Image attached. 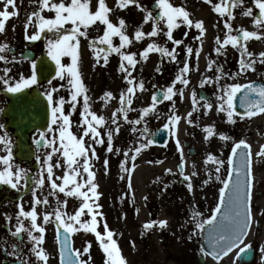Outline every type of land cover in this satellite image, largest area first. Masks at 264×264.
<instances>
[{
    "label": "snow or ice",
    "instance_id": "6c2138e0",
    "mask_svg": "<svg viewBox=\"0 0 264 264\" xmlns=\"http://www.w3.org/2000/svg\"><path fill=\"white\" fill-rule=\"evenodd\" d=\"M29 2L37 7L27 16L24 24V39L29 42H37L43 37L46 40L47 56L55 63V75L47 81L49 88L44 92L46 107L50 109V123L39 131V138L35 139L38 148L49 151L45 153L46 159H42L39 155L36 156L41 169L39 176L32 178L31 209L25 210L23 203L18 204L19 212L16 217L15 231H9L13 237L21 238V240L20 243L12 245L10 255L17 258L18 264H34L30 258H24L25 253L21 248L22 237L27 234L32 245L29 249L32 256L41 264H49L50 254L44 246L45 225L54 218L56 239L59 240L60 244L59 264H94L90 251L92 248L91 241H86V246L82 250L72 246L71 235L81 230L94 234L104 254L103 264H129L118 240L114 238L117 235L115 231L109 227L106 219L98 220V216L104 217V213L97 211L103 206L99 203L102 193L99 191L97 173L94 170V162L100 160L96 146L106 145L107 153L122 155L124 159L120 164V169L123 172L127 173L134 170V163L131 169L127 166L129 159L135 162L143 150L157 143L155 139L150 138V136L154 137L156 133L150 132L147 123L148 117L156 114V118L159 119L158 104L164 101L173 102L172 108L174 110V98L177 95L181 98L184 96V90L178 89L177 84L187 87L190 83L186 75L191 71L187 58L192 57L194 49L190 44L185 45L187 58L183 62V67L169 86L162 90V93L152 95L151 104L143 107L135 120L129 118V113L136 111L132 107L133 98L137 90L141 92L145 90V82L143 80L137 81L132 75L140 62L137 59L138 53L125 49L131 46L134 41L139 42L145 38L163 36L167 42L174 45L171 49L166 44L161 45L152 40L139 52V56L146 62L150 53L159 52L161 56H167L171 61L179 63L177 49L185 44V40L176 39L174 30L179 29L181 25H185L189 29H197L199 35L195 36L194 39L201 42L202 50V37L207 31L204 21L193 19L192 14L185 6H177L173 0H154V7L151 10L145 7L141 0H117L115 8L110 7L107 0H95V3L93 0H29ZM206 2L213 6V10L220 17H226L223 24L227 32L223 38L215 37L218 45L214 49L215 53L217 56H224L227 54V47L231 45L232 48L238 50L239 60L238 71L235 74L227 72L222 64H217L216 60H211L207 65L208 70L215 69L219 75L206 76L201 80L200 85L201 87L207 84L217 86V103L214 105L212 101L202 97L201 99H205L207 102L200 107L205 109L204 115H208L215 108L217 113L225 115L227 123L235 125L238 120L243 121L264 114V77L259 81L249 80L247 83H221L230 75L239 77L249 71L255 72L257 64L264 65V51L257 54L249 50L248 47L249 41L264 39V0H252L258 14H254L253 7L247 6V0H220L217 3H213V0H206ZM130 5H135L145 13L142 24L136 26L132 36L127 34V23L123 17L119 18L118 24L110 18L115 14L116 9H127ZM237 8H242L241 14L243 16L252 18L251 22L257 30H248L243 26L237 29L233 28L232 21L236 19L234 10ZM45 11L52 12L54 15L46 16ZM19 14L20 9L17 6V0H4V7L0 10V34L6 33L7 22ZM150 22L151 30L145 31L143 25ZM99 26H103V34L90 37V30ZM32 27L36 30L29 33V29ZM13 30H15V25ZM234 31L235 34H233ZM184 36L187 37L188 32H185ZM114 37L119 38V44L114 43ZM81 38L90 39V48L94 53L96 65L101 64L102 61L103 65L107 66L110 55L115 53L121 60L120 71L126 73L124 79L129 86L121 92L119 96L120 107L112 113L111 125H115L114 128L109 126L108 118L92 110L80 66ZM195 55L199 58L200 51H196ZM65 57L70 58L71 62L64 63ZM25 59L28 57L21 53L19 60ZM0 62H4L6 65L0 68V73H2L0 74V88L6 94L22 95L25 90L31 89L34 85H39L38 65L35 58L30 61L29 75L13 73L11 65L18 63V58L13 53L10 42H0ZM156 71L161 72V69L157 67ZM56 79L65 83L58 87L53 86V80ZM63 88H67L70 93L68 99L63 95L58 97L56 95ZM192 96L193 108L187 113L186 119L190 125L196 126V121L193 119V113L197 111L195 91H193ZM81 97L80 120L75 123V127L79 129V133H77L73 131V115L77 112V105L81 102ZM102 98L115 97L111 91H107ZM66 106L70 109L69 111H66ZM238 108L243 111H238ZM2 111L4 110L0 109V112ZM120 114H122L123 121L131 126V133L138 134L135 139V146L128 147L127 150L115 147V138L121 132ZM182 119L179 114L173 111V114L167 117V122L163 125V128L175 137L177 151L180 154L178 167L181 170L185 169L188 163L178 135L179 123ZM139 125L142 127H136ZM4 128L5 125L0 123V129ZM202 130L205 133V140H210L216 136L225 142L233 139L225 132L218 131L215 124L206 125ZM0 146L6 153L0 155V164L3 165L0 168V185L9 186L10 189L18 192L27 189L29 187V170L13 163V140L6 131L0 134ZM130 153L131 155H129ZM57 154L60 155L61 159L54 160ZM257 160L264 161V145L258 151L253 152L252 145L245 139H240L231 145L230 155L227 159H222L211 152L204 159V165L213 166L214 172L213 167L207 168V177L202 180L201 187L207 186L213 181H219L222 187H219L218 202L206 218L198 208L192 209L190 216L186 218L187 225H191L187 239L192 241L198 237H203V241L198 246L199 251L202 256L211 257L216 264H219L234 249L239 248L238 259L240 253L251 250L252 244H246L245 240L250 234H253L254 229L261 227L260 219L257 217L264 218V209L257 210L254 205L256 195L254 163ZM157 162L162 163L163 161ZM103 167L107 175L109 172V159L107 157L103 160ZM225 167L226 178H222L221 170ZM58 168L65 169L62 175H56L55 169ZM192 168L193 171L190 174L181 171L180 175L186 183L188 192L194 196L193 178L198 177L200 173L195 170V162L192 163ZM166 172L172 174V169H166ZM120 179H124V177L121 176ZM128 180L129 187H131V178L129 177ZM46 183L51 191L47 196L41 198L38 193L43 190ZM163 191H167V185ZM59 194L80 200L79 207L74 213L67 212L69 201L67 199L62 200ZM49 196L56 197L55 207L51 212L45 211L43 213V223H40L38 221L41 217L37 212V206L49 205ZM86 216L90 218H85ZM7 219L10 221L11 217H7ZM25 220H30L28 227L24 224ZM101 224L103 225V232L99 230ZM157 226L164 229L169 226V222L167 220H152L143 224L145 230H151ZM185 226V224L181 225V227ZM61 231L63 232L62 239L59 236ZM131 244L134 248L135 241H132ZM259 250L264 254V245Z\"/></svg>",
    "mask_w": 264,
    "mask_h": 264
},
{
    "label": "rangeland",
    "instance_id": "374dc122",
    "mask_svg": "<svg viewBox=\"0 0 264 264\" xmlns=\"http://www.w3.org/2000/svg\"><path fill=\"white\" fill-rule=\"evenodd\" d=\"M154 0H141V3L151 10V2ZM95 3V0H93ZM110 7L115 8L117 0H107ZM220 2V0H213V3ZM173 3L177 6L183 5L185 6L190 13L192 14L193 19L203 20L205 27L207 29L206 33L202 37V50H201V42L194 39L195 36L199 35V31L195 28H187L185 25H181L179 29L174 30V37L176 39H184L185 44L181 45L177 51L179 53L178 60L180 61L175 62L171 61L167 56H161L159 52L150 53L149 59L145 62L143 61L142 57L139 56V52L142 51L146 45L152 40H155L157 43L164 45L166 44L169 49H171L174 45L171 42H167L166 38L163 36L154 37V38H145L142 41L136 42L134 41L133 44L127 47L126 51L137 52L138 56L137 59L140 61L137 64L136 69L132 72V75L137 79V81L143 80L145 82V90L139 91L137 90L136 95L133 98V102L136 106H139L140 109H136V111L129 113V118L131 120H135L138 117L139 111L143 107H147L151 104V97L154 91L157 88L165 89L172 81V77L175 78L176 74L180 71L183 67V62L186 60L187 55L185 51V45L190 44L193 49L194 53L191 58H187V62L190 64L191 71L186 74L190 80V83L187 87L177 84V88H182L184 90V96L181 98L177 95L174 98L175 109L172 108V103L169 101H164L157 105V112L159 113V119L156 118V114H152L148 117L147 123L150 129V132H155L159 128L163 127L164 123L167 122V117L173 114L175 111L176 114H179L183 119L179 123V130L178 135L181 141V144L184 147V155L186 160L188 161L186 165L185 171L190 174L193 171L192 163L195 162L196 171L200 173L198 177L193 178L194 196L191 195L187 188L185 181L181 182L182 176L177 171V165L180 163V154L177 151V147L175 144V137L171 135L170 140L165 147H156L154 145L150 146L148 149H145L141 152V154L137 157H143L144 155L147 156L146 158L152 157L153 160H149L148 164L151 167L149 174H146V179L152 185V189L147 191L146 195L140 198H136L135 196V188H137V183L134 180H131V187H129V180L128 178L131 176V172H123L120 169V164L124 157L122 155H117L115 153L107 154L109 159V172L107 178H109V187H108V198H106V202L108 204L106 213H109L111 216V212L114 210H119L120 213L127 214L129 209H137L139 206L145 209L146 212V219H150V214L155 218L153 220H172V216L170 218L160 219L161 212L168 208H177L175 205L176 201L184 202L185 210H188V213L192 211V209L198 208L201 212L204 213L205 218L207 215L211 214V210L215 207V204L218 202V193L219 187H222L219 181H213L208 185L207 190L202 191L200 195H196L197 188L201 185L202 180L207 177V168L213 166H205L204 159L206 158V152L202 149L204 148V142L200 138L198 134H193L189 129L193 126L187 122V113L192 110L193 108V96L192 93L195 91L196 93V100H197V111L193 113V119L196 121V125L201 122V120L197 119L195 115L198 116L202 115L205 111L201 105L205 104L207 101H202L198 97V92L200 89H204L207 91L208 94L211 95V98L208 100L212 101L214 105L217 103V86L212 84H207L201 87L200 82L206 76L211 75H219L213 69L209 71L207 65L211 62V60H216L217 64H222L225 70L229 73L235 74L238 71V60H239V52L237 49H234L229 45L226 49L227 55L225 56H217L214 49L218 46L216 43V36H220L221 38L227 32L225 29L223 20L226 17H220L214 10L213 6L208 4L206 0H173ZM4 4L2 5V7ZM17 6L20 9L22 14H19L17 17L11 18L7 22V26H10V32L13 33V40H7L10 42L11 46L14 45L17 49H21L20 46L23 42H27L24 39L25 30L24 24L27 20L28 14L31 13L34 9H36V5L29 2V0H17ZM247 6H251L254 8L252 4V0H247ZM1 7V6H0ZM10 11L12 9H9ZM236 12V19L232 21L233 28L237 29L241 26L248 30H257L255 26L252 24L251 17H245L242 13V8H237L234 10ZM257 9L254 8V14L257 13ZM26 13V16L24 15ZM155 14V13H154ZM46 16H53L54 13L45 11ZM145 13L140 11L135 5H130L127 9H116L115 14H113L110 18L114 23L118 24V20L120 17H123L127 23V34L132 36L134 35V30L136 26L142 24V20ZM15 25V30H13V26ZM151 22L149 24H144L143 29L145 31L151 30ZM36 29L34 27L29 29V33L34 32ZM188 32V36L185 37L184 33ZM103 34V26H99L98 28H94L90 30V37H95L97 35ZM235 34V31L234 33ZM115 44H119V38H113ZM90 39L81 38V71L83 75L84 84L88 90V95L90 97V104L92 106V110L96 111L99 115L105 114V102L102 100L99 102V97H104V93L108 84V76L106 75L107 69L108 72L111 70H115L118 76L116 78L118 88V100L116 101L117 108L120 107L119 96L122 91H125L126 88L129 86L127 81L124 79L126 73L120 71V57L113 53L109 57V63L107 66L101 64L96 65L95 63V56L90 48ZM37 52V56L45 53L47 55V46L46 40L44 39L42 42H39L33 46H31ZM249 50L259 53L264 51V39L261 40H251L248 42ZM200 51L199 58L196 57L195 52ZM18 63L11 65L13 67V73H22L24 75L30 74V61L29 60H19V56L17 55ZM36 59V58H35ZM203 59V60H202ZM70 58L65 57L64 63H70ZM6 65L4 62H0V68L5 67ZM159 67L161 72H157L156 68ZM256 71L252 72L249 71L244 75L239 77L235 75H230L225 80H222L221 83H246L249 80L261 79L264 77V65L257 64ZM131 70V69H130ZM2 74V73H0ZM65 83L64 81H60L59 79L53 80V86H59L60 84ZM37 87L43 93L45 90L49 88L48 82L39 83V85H34L32 88ZM104 90V93L102 92ZM2 88H0V108L3 107L4 97L2 95ZM186 92L189 93L188 102H185V94ZM57 97L59 95L65 96L66 99L69 98L70 93L67 88H63L60 90L59 93L56 94ZM103 99V98H102ZM80 103L77 105V112L73 115V131L79 133V129L75 127V123L80 120V111H82V97L80 98ZM70 109L66 106V111ZM197 119V120H196ZM200 119H203L202 122H206L204 117L200 116ZM120 120L122 122V114H120ZM199 121V122H198ZM1 123V122H0ZM50 123V121H49ZM127 124V122H125ZM211 124H215V121H212ZM183 128L180 129V127ZM129 126V133L132 135V140L126 139L123 136H119L115 141V147L118 149L127 150L128 147L135 146V139L138 137V134H133L130 131ZM142 127V125L136 126ZM5 132L4 129H0V134ZM33 140L39 138V131L33 132ZM228 135L233 137L232 140L225 142L222 147L220 148L219 153L217 154L222 159H227L230 155V148L231 145L239 141L240 139L247 140L251 145L255 147V151H258L259 148L264 145V114L258 115L251 119H245L243 121L238 120L235 125H230L228 128ZM51 135V134H49ZM188 141L190 145L194 146L196 149L195 155L188 154L186 147L184 146V142ZM96 147H100L97 145ZM103 151H106V145L101 146ZM2 148V147H1ZM205 149V148H204ZM49 151L48 149H40L36 151L35 158L27 165L25 163L20 162L17 158L14 157L13 163L16 165L23 164L20 167L29 170V187L23 191H12L13 194H22L23 202L32 204V194L31 189L33 185V177H37L40 174L41 165L36 160V156H41L42 159H46L45 153ZM3 154H6L3 151ZM131 155V153L129 154ZM61 159L60 155L57 154L54 157V160ZM157 161H163L162 163H158ZM96 165L98 166V161H95ZM136 164L129 159L128 167L131 169L132 164ZM227 167V166H226ZM226 167L225 169L221 170L222 178H226ZM100 168L104 170L103 166ZM166 169H172V174L166 172ZM95 170V169H94ZM64 168L55 169L56 175H62L64 173ZM214 172V167H213ZM205 174V176H203ZM254 175L255 177H259V184L255 186V199L254 205L259 209H264V161L257 160L254 163ZM123 176L124 179H120ZM131 178V177H130ZM59 182V181H58ZM167 185V191L164 192L163 188ZM51 191L50 187L45 185L43 190H41L38 195L43 198L47 196L48 193ZM60 198L67 199L69 201L67 206L68 213H74L75 210L79 207L80 200L78 198H71L66 197L64 194H59ZM147 197V199H145ZM172 198V204L169 202V199ZM50 204L45 206H37V210H41L43 213L45 211L51 212L55 207V200L56 197L49 196ZM42 215V214H41ZM43 216V215H42ZM41 216V217H42ZM190 216V215H189ZM90 218V217H85ZM152 218V217H151ZM261 227L258 229L253 230V234H250L246 239L245 243H251L254 246L258 247V259L254 264H264V254L260 252V247L264 245V238L262 237V232L264 229V218H260ZM106 219L104 217H98V220ZM169 222V221H168ZM186 223V226L183 229H180V232L177 230L171 229L170 225L168 228H161L154 227L160 230L165 237L172 238V264H197L199 251V244L201 243V237L196 238L195 240H188L187 237L190 234L191 225H187V221H183ZM49 227L47 231L49 235H51V239L47 242L48 246L55 250L56 243L54 239V232H55V220L53 218L52 221L49 223ZM103 232V225L99 229ZM151 231V230H149ZM261 231L260 233H258ZM76 243L74 245L75 248L83 249L86 245V241L92 242L91 248V256L93 258L94 264H103L104 261V254L102 249L99 247L98 241H96L94 234L84 232L83 230L72 234ZM57 260V259H56ZM207 264H216L214 260L207 261ZM219 264H235L234 259L229 256L227 259H223L219 262Z\"/></svg>",
    "mask_w": 264,
    "mask_h": 264
},
{
    "label": "bare ground",
    "instance_id": "6f19581e",
    "mask_svg": "<svg viewBox=\"0 0 264 264\" xmlns=\"http://www.w3.org/2000/svg\"><path fill=\"white\" fill-rule=\"evenodd\" d=\"M227 53V52H226ZM227 55V54H226ZM203 60V59H202ZM109 69L106 71V75L108 78V84L105 90V93L107 91H111L114 94L115 98H109V99H102L101 96L99 97V102L104 100L105 102V114L104 116L108 118L109 126L115 127V125H111V117L112 113L117 109L116 101L118 100V88L116 82V78L119 77L118 73L116 74L115 70H111L108 72ZM174 78L172 77V80ZM104 93V90L102 91ZM104 93V94H105ZM103 94V95H104ZM185 102L187 103V96L188 92L185 94ZM135 109H140L139 106H136L133 102L132 105ZM197 119L201 120L200 123L196 126H192L189 131H191L193 134H198L200 138L204 142V148H202L206 155L211 152L213 154L218 153V150L222 143L225 141L220 140L218 136L213 137L210 140H205L203 132V127L206 125H210L212 121H215V125L218 131H223L227 134L228 128L231 124L226 122V117L222 113H217L215 111V108L212 112H210L208 115H195ZM201 117H204L206 122H202L203 119H200ZM196 119V120H197ZM121 125V132L118 136H116L115 141L117 138L121 135L125 137L126 139L132 140V135L129 133V125L125 122H122L119 120ZM199 122V121H198ZM183 128V126L180 127V129ZM105 131V130H102ZM264 142V141H263ZM253 152L255 151V147H252ZM97 152L100 155V160L98 161V166L96 163H94L95 171L97 173V181L99 183V191L102 193L99 203L103 206L100 209H97L98 212H103L104 216L107 220V223L109 227L115 231L117 234L114 238L118 240V243L122 249L123 254L127 258L129 264H172V238L165 237L164 234L156 229L153 228L151 231L145 230L143 228V224L148 221H152L154 218L146 219V213L144 208L139 206L137 209H129L127 210L128 213H120L119 210H113L111 213V216H109V213H106V209L108 206V202L105 203L108 198V187H109V178H107L108 174H105V171H103L100 166H103V160L105 159V156H107V152L102 150V147H97ZM147 156L143 157H137L135 160V168L132 175V182L135 180L137 188L133 186L135 189V196L136 198H140L146 195L147 191L152 189V185L148 182L146 179V174H149L151 167L148 164L149 160H153L152 157L146 158ZM255 176V175H254ZM259 184V177H255V186ZM208 185L201 187V185L196 190V195H200L202 191L207 190ZM172 198L169 199V202L172 204ZM175 205L177 208L168 207L164 209L160 214V219L170 218L172 216V220L169 221V225L171 229L177 230L180 232V229H183L184 227H181L182 224H185L183 221H187L186 218L189 217L190 212L188 213V210L184 208V202L179 199V201L175 202ZM168 228V227H167ZM163 230V229H162ZM262 237L264 238V229L262 232ZM135 241V247L133 248L131 242Z\"/></svg>",
    "mask_w": 264,
    "mask_h": 264
},
{
    "label": "water",
    "instance_id": "95a60500",
    "mask_svg": "<svg viewBox=\"0 0 264 264\" xmlns=\"http://www.w3.org/2000/svg\"><path fill=\"white\" fill-rule=\"evenodd\" d=\"M24 56L33 58L34 53L26 52ZM39 80L45 81L51 78L55 72V65L45 56L39 58L38 62ZM158 92L157 94H160ZM10 99L8 107L5 110V115L9 118L8 126L15 129L18 141V156L27 158L30 154L28 140L29 134L34 129H44L50 116V109L46 107V98L37 89L32 91L25 90L24 94H6ZM238 102V101H237ZM238 111H243L238 108ZM153 139L158 144H164L168 139L166 130L158 132ZM60 238H63V232L59 233ZM202 237V241H203ZM254 258V250L251 249L242 253L240 256L241 264L251 263ZM204 256H200L199 264H204Z\"/></svg>",
    "mask_w": 264,
    "mask_h": 264
},
{
    "label": "flooded vegetation",
    "instance_id": "af4514ba",
    "mask_svg": "<svg viewBox=\"0 0 264 264\" xmlns=\"http://www.w3.org/2000/svg\"><path fill=\"white\" fill-rule=\"evenodd\" d=\"M22 46L24 49H26V45H24V43ZM14 54H16V52ZM2 114L3 113L0 112V122L4 124L6 128V120L4 119ZM7 131V133L13 140V156L16 157L15 136L10 129H8ZM12 191L13 190L10 189L9 186L0 185V264H18L17 258L10 255V253L12 251V245L15 243H20L21 238L13 237L9 230L15 231V226L17 224L16 217L19 212L18 204L23 203L25 210L31 209V204H29L28 202L24 203L23 197L18 194H13ZM7 217H11V220L9 221ZM38 222L43 223V220H39ZM24 224L26 227H28L30 225V220H25ZM48 226L49 224L45 225L46 233L44 246L46 248V251L50 254L49 264H57L55 250L50 248L47 244V242L51 239V235H49L47 231ZM22 240L23 244H21V248L25 253L24 258H30L34 262V264H41V262L36 261V258L32 256L29 251L32 245L28 240L27 234L23 235Z\"/></svg>",
    "mask_w": 264,
    "mask_h": 264
}]
</instances>
